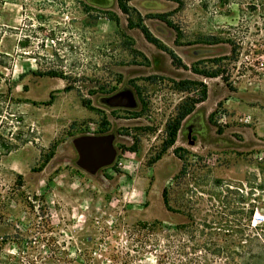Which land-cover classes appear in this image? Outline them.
<instances>
[{"label":"rangeland","instance_id":"obj_1","mask_svg":"<svg viewBox=\"0 0 264 264\" xmlns=\"http://www.w3.org/2000/svg\"><path fill=\"white\" fill-rule=\"evenodd\" d=\"M199 83L205 101L161 152ZM82 137L104 139L112 159L87 166ZM154 221L160 238L211 224L219 243L264 227V0H0L1 264H110L134 247L133 225Z\"/></svg>","mask_w":264,"mask_h":264},{"label":"trees","instance_id":"obj_2","mask_svg":"<svg viewBox=\"0 0 264 264\" xmlns=\"http://www.w3.org/2000/svg\"><path fill=\"white\" fill-rule=\"evenodd\" d=\"M154 17L165 21L161 15H155ZM168 25L172 27L171 23ZM142 31L149 42L156 44V39L151 37L145 27H142ZM217 42L221 41L213 39L208 43ZM222 42L229 43L230 52L232 58H234L238 50L237 42L233 39H226ZM169 55L173 65L187 69L186 65L181 62L174 52L169 51ZM220 60L221 58H214L212 62L217 64ZM190 70L194 74L210 78L219 77L224 83L227 82V78L218 69H197L195 66H191ZM197 83L190 80H180L175 84L181 91L194 93L197 89H193L191 85ZM199 84L201 86L199 95L196 98L185 99L177 106L174 117L165 123V136L162 140L161 152H165L174 145L181 122L194 110L197 104L205 101L207 96L206 86L203 83ZM210 118L211 114L209 115V121ZM216 127H218L217 132L220 133L219 126ZM3 150L8 151V146L4 147ZM179 150L182 149L176 147L173 149V153L177 155ZM179 159L181 158L179 157ZM166 194L167 190L164 188L161 193L162 202L166 210H171ZM240 202H243L242 198ZM252 214L253 211L251 210L248 215L249 219L252 218ZM157 224H160V222L154 221L151 224L139 222L133 225L132 230L136 233V237L132 239L133 245L131 246H134L135 249H130L132 253L130 251L110 253L107 256L110 264H135L138 256L146 251L153 253L154 264H264V227L262 226H255L253 227L254 230L248 232V227L242 224L238 229L236 240L219 243L217 232L211 224H203L200 229L194 222L176 225L173 230L162 233L161 238L157 236ZM84 257L85 264H88V260L92 259L88 253H85ZM24 259L25 256L19 253L18 255L8 256L2 264H25Z\"/></svg>","mask_w":264,"mask_h":264},{"label":"water","instance_id":"obj_3","mask_svg":"<svg viewBox=\"0 0 264 264\" xmlns=\"http://www.w3.org/2000/svg\"><path fill=\"white\" fill-rule=\"evenodd\" d=\"M76 146L84 163L89 167L108 163L113 157L112 148L99 137H82L77 140Z\"/></svg>","mask_w":264,"mask_h":264},{"label":"crops","instance_id":"obj_4","mask_svg":"<svg viewBox=\"0 0 264 264\" xmlns=\"http://www.w3.org/2000/svg\"><path fill=\"white\" fill-rule=\"evenodd\" d=\"M201 103H202V102H201ZM199 104H200V103H199ZM199 104H197V105L195 106V108H197V106H198ZM195 108H194V109H195ZM193 111H194V110H193ZM193 111H192V112H193ZM192 112H191V113H192ZM191 113H190V114H191ZM188 119H189V115H187V116L185 117V119H184L185 122H186ZM184 120H183L182 122H184ZM182 122H181V123H182ZM178 134H179V132H178Z\"/></svg>","mask_w":264,"mask_h":264},{"label":"built area","instance_id":"obj_5","mask_svg":"<svg viewBox=\"0 0 264 264\" xmlns=\"http://www.w3.org/2000/svg\"><path fill=\"white\" fill-rule=\"evenodd\" d=\"M254 216H256V214ZM261 219H263V218L261 217Z\"/></svg>","mask_w":264,"mask_h":264}]
</instances>
